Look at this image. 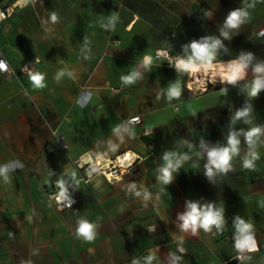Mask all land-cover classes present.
I'll list each match as a JSON object with an SVG mask.
<instances>
[{
    "label": "crops",
    "instance_id": "1",
    "mask_svg": "<svg viewBox=\"0 0 264 264\" xmlns=\"http://www.w3.org/2000/svg\"><path fill=\"white\" fill-rule=\"evenodd\" d=\"M245 5L250 20L224 40L227 51L219 59L251 52L264 61V37L257 35L264 29V0H44L0 22V48L14 71L0 75V164L11 169L8 183L0 178V264H144L150 254L156 257L153 264H225L238 254L236 215L254 225L258 246L242 253L240 264H264V143L257 145L254 171L242 167L248 151L242 141L234 170L210 180L197 155L200 144H191L186 133L191 126L185 129L192 113L244 105L245 94L217 83L196 96L187 88L194 74L178 75L165 61H156L134 85L120 81L144 54L155 57L156 50L165 49L175 56L193 39L218 36L228 12ZM113 13L120 18L115 31L100 28L99 18ZM110 39L122 44L110 45ZM37 60L36 71L45 74L47 84L39 90L21 74ZM206 65L211 66L198 67ZM62 69L74 78L57 81ZM174 82L183 91L169 102L165 90ZM222 87L228 88L226 96ZM252 103L254 125H264V92ZM135 116L142 123L128 126L125 121ZM54 130L65 137L66 150ZM146 130L151 135L145 136ZM166 151L185 162L173 182L162 186L156 176ZM129 152L134 163L117 171L121 179L113 183L94 166ZM61 177L79 198L64 211L48 199ZM189 199L224 207V232L180 231L177 214ZM80 217L99 224L91 243L75 236Z\"/></svg>",
    "mask_w": 264,
    "mask_h": 264
},
{
    "label": "clouds",
    "instance_id": "2",
    "mask_svg": "<svg viewBox=\"0 0 264 264\" xmlns=\"http://www.w3.org/2000/svg\"><path fill=\"white\" fill-rule=\"evenodd\" d=\"M206 15L211 16V13ZM57 19L58 17L53 13L51 20L56 21ZM119 20L118 13L100 17L99 27L106 31H115ZM249 20L250 13L247 5L232 9L224 18L218 36L209 35L198 40L193 39L182 45V54L175 56H172L168 50L157 51L155 57L144 54L128 74L120 76L122 85L128 87L142 80L143 73L150 72L156 61H167L170 66L176 69L178 75L188 73L199 65L218 62L219 66L212 71L211 83L219 82L226 86L239 87V93L245 94L246 99L244 105L236 109L230 116V128L224 143L218 142L212 145L203 140L200 142L197 155L205 161L204 175L210 180H214L218 176H225L234 170L232 160L240 155L242 141L248 149L242 159V167L245 170L254 171L256 161L260 159V154L256 151L257 145L264 143L262 140L264 125L253 124L254 107L252 103L264 92V61H256L255 55L251 52H241L239 56L226 61L219 59L221 51H227L224 40L230 41L234 34L239 33L241 26ZM88 43V37L85 36L84 46H87ZM36 62L38 63V60ZM5 67V63L0 61V69ZM249 72H251V79H248ZM28 76L33 89L39 90L47 87L44 73L33 70L28 73ZM65 76L74 78L71 71L62 69L56 74L55 79L59 81ZM182 91L181 83L174 82L167 87L165 95L171 102L173 99H179ZM220 91L226 96L228 88L222 87ZM192 115L195 116L196 113H192ZM238 121L249 125V127L236 130L234 126ZM162 161L157 169L156 179L162 186H167L173 182L174 174L183 166L185 158L178 156L175 152L166 151L162 156ZM10 171L8 163L0 164V178H3L5 183L9 182ZM56 187L58 188L55 199L57 205L71 208L74 201L68 191L69 185L63 177L57 180ZM144 199H149L148 193L144 194ZM177 220L180 231L191 233L194 236L201 230L205 233H211L214 230L217 234H222L226 227L224 207L218 206L216 202L202 203L200 200H186L184 211L177 214ZM98 227L97 222L80 217L76 221L75 236L79 240L91 243L96 239ZM232 227L234 229L233 248L238 254L258 251L255 228L249 220L236 215ZM9 235L11 236V233ZM237 258L242 259L243 257L238 256ZM154 259L156 257L150 254L144 258V264H153ZM174 259H180V257L174 256ZM133 264H138V262L134 261Z\"/></svg>",
    "mask_w": 264,
    "mask_h": 264
},
{
    "label": "built area",
    "instance_id": "3",
    "mask_svg": "<svg viewBox=\"0 0 264 264\" xmlns=\"http://www.w3.org/2000/svg\"><path fill=\"white\" fill-rule=\"evenodd\" d=\"M41 1H44V0H0V22H4V21L8 20L10 17H12V15L17 10L22 9L24 7H27V6H30V5H35V4H37V3L41 2ZM200 12H203V10H200ZM262 33H264V29L258 31L257 35L259 37H262V36H264V35H262ZM108 43L110 45H113V46H116V47L120 46L122 44V42L120 40H113V39H110ZM160 50H165V49L156 50L155 53H154V56H156L157 51H160ZM0 61H3L5 63V65H6V67L4 69H0V75H3V76H11V75H13L14 71L12 70V67H11L9 61L6 58V56L4 55V53L2 52L1 48H0ZM160 61H163V60H160ZM36 63L37 62L35 61L33 64L24 66L21 69V74L28 75L29 72H31L33 70L36 71ZM165 64L167 66H170L167 61H165ZM190 79H191V76H190ZM191 83H194V80L190 81L187 84V88L194 95L199 96L200 94H203L201 91L200 92H196L194 90H191V88L189 86V84H191ZM206 85H207V87H209L210 84H206ZM111 89H112V92L114 94H119V92H120V89H117V88H111ZM125 123L128 126H139L142 123V119H141L140 116H135V117H132V118L126 120ZM151 133L152 132L150 130H146L144 132V135L145 136H149V135H151ZM53 135H54V137L57 138L58 142L61 145V148L63 150H66L68 148V144L65 141V137L63 135L58 134L57 130L53 131ZM148 146H149V149L151 151H153L155 149V147H156L154 142L150 143ZM116 159H118V157ZM97 164H98V162H97ZM109 172H110L109 174H106L103 170H99V173L103 174L106 177L108 182L113 183V182L117 181L118 180L117 170L114 169V170H110ZM68 191L70 193L71 199L74 201V203L71 206V208H73L74 206H76L78 204L79 198H78V195L75 193V191H73L72 189L68 188ZM57 192H58L57 188L49 189V191H48V199L55 205V207L59 211H64V210H67V209H71V208L62 207V206L57 205V203L55 201ZM233 242H234V240H233ZM238 256L242 257V253L237 254L235 256V258H233V259H231L229 261H226L225 264H240L242 262L243 258L242 259L241 258H237Z\"/></svg>",
    "mask_w": 264,
    "mask_h": 264
},
{
    "label": "rangeland",
    "instance_id": "4",
    "mask_svg": "<svg viewBox=\"0 0 264 264\" xmlns=\"http://www.w3.org/2000/svg\"><path fill=\"white\" fill-rule=\"evenodd\" d=\"M217 64L218 63H214L211 65H217ZM199 75L202 76V74ZM207 79L208 81H205L206 82L205 85L211 84L210 83L211 77H208L205 80ZM217 83L220 84L219 82ZM196 87L202 88L204 87V85L201 86V83H196ZM242 106L243 104L237 103L228 108H214L207 111L196 112V115L192 117L190 120H188L187 124L185 125V129L191 126V130L186 131V133H190V137H193L191 144H196L199 146L201 140L204 141L205 138L213 140L215 144L220 142V140H223L226 136L224 134L228 133L230 128V116L236 109H239ZM253 116H254V120H253V124H254L257 116L256 110H254ZM248 126L249 125H245L242 122L238 121L234 127L236 128V130H239L241 128L246 129Z\"/></svg>",
    "mask_w": 264,
    "mask_h": 264
},
{
    "label": "bare ground",
    "instance_id": "5",
    "mask_svg": "<svg viewBox=\"0 0 264 264\" xmlns=\"http://www.w3.org/2000/svg\"><path fill=\"white\" fill-rule=\"evenodd\" d=\"M218 66L219 65H217V66L216 65H211V66L210 65H206L204 67H202V66L201 67H198V66L194 67L190 71V72H192V74H194V83L191 84L194 87H190L191 90H194L196 92H200V91L203 92V91L207 90L208 87H207V85H205V83H206L205 81H208V79L207 80H205V79L208 78V77H211V80H212V71H213L214 68H217ZM199 74H202V76L199 75ZM195 83H201V86L204 85V87H202V88L195 87L196 86ZM92 160L93 159L91 158V161ZM134 160H135V155L133 153L129 152V153H126L124 155H121L115 161H105L104 162V161L100 160V161H98V164L97 163L95 164L94 162H93V164H95L94 166L97 167L98 170H103L106 174H109L110 170L116 169L117 171H119V170H122V169L129 168L134 163ZM117 174H118V172H117ZM118 179H121L120 176H118Z\"/></svg>",
    "mask_w": 264,
    "mask_h": 264
},
{
    "label": "water",
    "instance_id": "6",
    "mask_svg": "<svg viewBox=\"0 0 264 264\" xmlns=\"http://www.w3.org/2000/svg\"><path fill=\"white\" fill-rule=\"evenodd\" d=\"M200 77H201V76H200ZM219 85H223V84L220 83Z\"/></svg>",
    "mask_w": 264,
    "mask_h": 264
}]
</instances>
